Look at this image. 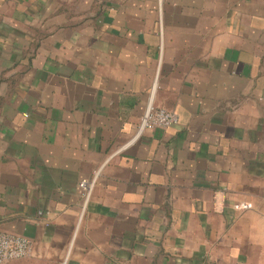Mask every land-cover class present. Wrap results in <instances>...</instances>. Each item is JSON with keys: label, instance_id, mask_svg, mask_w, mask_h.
<instances>
[{"label": "crops", "instance_id": "0c3cea01", "mask_svg": "<svg viewBox=\"0 0 264 264\" xmlns=\"http://www.w3.org/2000/svg\"><path fill=\"white\" fill-rule=\"evenodd\" d=\"M152 90L178 122L138 134ZM0 231L5 264H264V0H0Z\"/></svg>", "mask_w": 264, "mask_h": 264}, {"label": "built area", "instance_id": "2783aa9c", "mask_svg": "<svg viewBox=\"0 0 264 264\" xmlns=\"http://www.w3.org/2000/svg\"><path fill=\"white\" fill-rule=\"evenodd\" d=\"M145 106L143 115L137 127V133H142L146 128H169L178 122L176 114L170 110L156 107L153 104V90ZM95 177L82 179L78 186L82 192L84 201H87L94 187ZM233 209L237 212H245L251 209L249 202L241 201L234 204ZM32 251L31 241L24 236L0 231V264L8 263L12 260L30 256Z\"/></svg>", "mask_w": 264, "mask_h": 264}]
</instances>
